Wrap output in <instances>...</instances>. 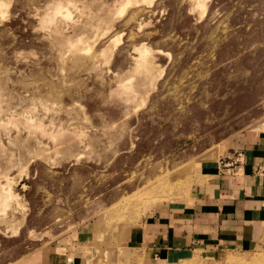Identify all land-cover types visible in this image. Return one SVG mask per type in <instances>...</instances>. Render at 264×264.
Returning <instances> with one entry per match:
<instances>
[{
	"label": "rangeland",
	"instance_id": "374dc122",
	"mask_svg": "<svg viewBox=\"0 0 264 264\" xmlns=\"http://www.w3.org/2000/svg\"><path fill=\"white\" fill-rule=\"evenodd\" d=\"M127 1L0 0V264L84 226L111 260L264 126V0Z\"/></svg>",
	"mask_w": 264,
	"mask_h": 264
},
{
	"label": "crops",
	"instance_id": "0c3cea01",
	"mask_svg": "<svg viewBox=\"0 0 264 264\" xmlns=\"http://www.w3.org/2000/svg\"><path fill=\"white\" fill-rule=\"evenodd\" d=\"M236 152V173L221 172L219 160ZM179 202L154 205L111 260L95 258L102 248L84 226L31 264H264V126L210 151L197 168V194Z\"/></svg>",
	"mask_w": 264,
	"mask_h": 264
},
{
	"label": "built area",
	"instance_id": "2783aa9c",
	"mask_svg": "<svg viewBox=\"0 0 264 264\" xmlns=\"http://www.w3.org/2000/svg\"><path fill=\"white\" fill-rule=\"evenodd\" d=\"M242 162V154L240 152H236L233 157H225L219 160V169L221 172H225L228 174L236 173V164Z\"/></svg>",
	"mask_w": 264,
	"mask_h": 264
},
{
	"label": "bare ground",
	"instance_id": "6f19581e",
	"mask_svg": "<svg viewBox=\"0 0 264 264\" xmlns=\"http://www.w3.org/2000/svg\"><path fill=\"white\" fill-rule=\"evenodd\" d=\"M62 1V0H61ZM65 1V0H64ZM70 1V0H69ZM67 2H68V0H67ZM72 2V1H71ZM130 2V0H128L126 3L128 4ZM53 3V2H52ZM64 3V2H63ZM47 4V3H46ZM45 4V5H46ZM49 4V3H48ZM51 4V3H50ZM49 6H51V5H49ZM125 6V5H124ZM129 7V6H128ZM121 8H122V10L125 8V7H123V6H121ZM46 9V8H45ZM52 10H53V8H52ZM134 13V12H133ZM140 65V66H139ZM137 67H138V69H141L140 67H142V65L141 64H137ZM144 69H146V68H144ZM147 74V73H146ZM23 114H24V112H23Z\"/></svg>",
	"mask_w": 264,
	"mask_h": 264
}]
</instances>
